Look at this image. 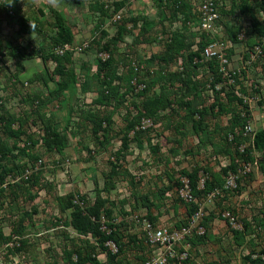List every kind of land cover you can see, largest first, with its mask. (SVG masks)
Instances as JSON below:
<instances>
[{
  "label": "rangeland",
  "instance_id": "obj_1",
  "mask_svg": "<svg viewBox=\"0 0 264 264\" xmlns=\"http://www.w3.org/2000/svg\"><path fill=\"white\" fill-rule=\"evenodd\" d=\"M187 1L184 27L169 0H0L11 3L0 7V264H74L79 250L84 264L264 262V149L253 145L264 130L263 1L209 0L217 20L208 33L199 20L208 0ZM55 13L67 45L46 40L55 30L19 29L34 16L54 28ZM124 24L115 91L98 103L81 84L109 57L101 32L114 37ZM54 55L66 62L59 92ZM156 71L170 80L151 86ZM219 104L240 119L233 134ZM191 112L202 114L200 129ZM47 126L62 148L46 147ZM193 171L201 192L188 201L179 191ZM69 194L83 211L103 200L94 222L118 234L121 250L75 232L73 208H62ZM159 229L177 239L172 255L151 239Z\"/></svg>",
  "mask_w": 264,
  "mask_h": 264
},
{
  "label": "trees",
  "instance_id": "obj_2",
  "mask_svg": "<svg viewBox=\"0 0 264 264\" xmlns=\"http://www.w3.org/2000/svg\"><path fill=\"white\" fill-rule=\"evenodd\" d=\"M263 1V5H264V0ZM170 5H171V9H173L174 13H179L181 16L184 17L183 19V25L185 27V23L187 21H189V17H190V12H189V3L187 0H169ZM10 2H6V4L2 5L0 4L1 8H7L6 5H8ZM95 7V6H94ZM14 9V11H18L16 7H12ZM94 10L96 11H101L102 12V6H99L98 8H95ZM8 12V10H6ZM104 13V11H103ZM14 14L16 15V13L14 12ZM57 16V13H55V17ZM60 16V15H59ZM57 16L56 18V23L54 28L50 27L47 22L39 20L36 16H34V18L32 17V19H23L19 22V29L25 33V34H31V33H37V34H42L43 36L48 34H52L54 33L53 31L55 30L56 36H49L46 37V40L48 39L52 45H67L70 43V30L68 29L67 26H65L63 24V22L61 21V18ZM201 18V16H200ZM199 18V20H200ZM198 20V21H199ZM185 22V23H184ZM32 27H31V26ZM126 32V28H125V24L120 26L116 32V36L114 37H110L108 38V34L104 31L101 32V37L102 39H105V43L106 45L104 46L105 50L109 53V57L106 61H104L100 67V69H98L99 74H96L95 76H93V80L92 81H88V82H83L81 84V90L84 93H95L96 94V102L98 103H104L106 101H108L111 97V95L113 94V92L115 91V87L113 86V82L117 79V65H118V59L116 57L118 50L116 49V44L122 41L123 35ZM255 33H257L260 36L264 35V31H260V29H256ZM203 47H205L206 45L204 43H202ZM171 50L173 51H178L179 48H181V46L179 45V41L176 40L174 38V40H172L171 42V46L169 47ZM177 48V50H175ZM55 63H56V73L58 74L59 78H60V84H59V88H58V92L64 90L67 87V73L64 69V65H65V60L62 59V57L59 56H52ZM192 58L196 57L199 58V55L197 53L192 54L191 56ZM102 73L103 76V80L100 79V75ZM153 76H150V84L151 86H155L157 83L162 82L163 80H170V77H168L167 75H163L161 72L156 71L153 72L152 74ZM40 76H34L33 78H39ZM131 80V77L129 76V78H127V81L129 82ZM234 97V96H233ZM235 98V97H234ZM236 99V98H235ZM239 103H241V101L239 99H236ZM155 109H157V107L160 106V102L158 101L157 103H155ZM219 111L220 112H224L226 114L231 113L232 114V118H231V122L228 126V128L225 130V133L228 134H233L235 128L239 125L240 123V119H238V117L236 116V114H234L231 110H228L227 107L225 106V104H219ZM195 115L197 114H191L187 116L188 120L190 121L192 127L194 130H196V128L200 129L201 128V124H200V119H201V115L198 114V116L200 117L198 120H196ZM4 119V118H3ZM8 135L14 136L17 135V131H12L9 127H8ZM44 143L46 144V147L51 149V148H62L64 146V142L61 138H59L57 136V134H55L53 132V129L50 126H47L45 128V138H44ZM253 145L254 148L256 150H263L264 149V130H261L259 132H257L254 137H253ZM2 144H0V153L2 154L3 157H5V154H3V148H2ZM184 178H186L188 180L189 186H190V190H191V194L193 199H196V195L198 193H200L201 191H198L197 188V177H196V171H193L191 173L185 172L184 174ZM3 181V177H0V182ZM211 187V185L208 186V189ZM72 199H73V195L69 194L65 197L62 198V208L63 209H71L73 208L72 212H71V225L73 226L75 232L81 236H85L87 234H91L93 236H97L98 237V241L100 244L105 243V242H110L113 244H116V246L118 247V250H121L122 247L119 246V239L117 237V233L110 229V230H102L103 224H97L96 222H94V220L99 219L100 217V212L102 209V204H104L103 200L99 197L96 198L95 204L91 207L88 208L86 211L81 210L80 208L76 207L75 205H73L72 203ZM105 212V210H104ZM106 215H109V212H105ZM106 229L108 228L107 225ZM2 238V237H1ZM107 250V248H106ZM109 253V252H108ZM264 255V250L261 252V256ZM76 262H74V264H84L88 261V257L87 254H85L82 250L76 251ZM250 261L254 264H260L261 263V258L258 257L256 259H250ZM263 262V261H262Z\"/></svg>",
  "mask_w": 264,
  "mask_h": 264
},
{
  "label": "built area",
  "instance_id": "obj_3",
  "mask_svg": "<svg viewBox=\"0 0 264 264\" xmlns=\"http://www.w3.org/2000/svg\"><path fill=\"white\" fill-rule=\"evenodd\" d=\"M200 16H201L200 25L203 31H205V33L212 32V27L214 25V22L217 20V13L211 1L208 0L202 4L200 8ZM208 51L209 50H206V53H208ZM182 183H183L181 186L182 188L179 191L180 196L183 197V199L185 200L192 201L193 197L191 194L188 180L185 178L182 180ZM147 226H148V229H150L149 224ZM184 233H186L185 230H184ZM151 239L153 241H158L159 244L161 245L166 244L167 246L166 248L169 252V255H172L171 254L172 248L174 246V242L177 240L176 238H174L173 235L171 236L170 234H168L166 230L159 229L155 232H152ZM165 259L166 257H162L160 262L155 261L152 264H163V262H165Z\"/></svg>",
  "mask_w": 264,
  "mask_h": 264
},
{
  "label": "clouds",
  "instance_id": "obj_4",
  "mask_svg": "<svg viewBox=\"0 0 264 264\" xmlns=\"http://www.w3.org/2000/svg\"><path fill=\"white\" fill-rule=\"evenodd\" d=\"M53 3H56L57 0H52ZM11 3H12V0H11ZM11 3H9V5H11ZM31 26V25H30ZM32 27V26H31Z\"/></svg>",
  "mask_w": 264,
  "mask_h": 264
},
{
  "label": "crops",
  "instance_id": "obj_5",
  "mask_svg": "<svg viewBox=\"0 0 264 264\" xmlns=\"http://www.w3.org/2000/svg\"><path fill=\"white\" fill-rule=\"evenodd\" d=\"M33 34H37V33H33ZM263 256H264V255H263ZM263 256H262V257H263ZM261 260H262V259H261Z\"/></svg>",
  "mask_w": 264,
  "mask_h": 264
}]
</instances>
